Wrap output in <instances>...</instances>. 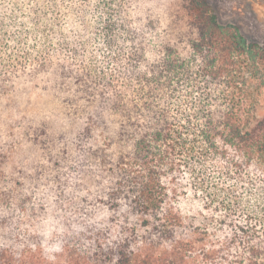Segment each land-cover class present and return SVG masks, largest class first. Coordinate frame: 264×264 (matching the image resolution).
Instances as JSON below:
<instances>
[{
  "label": "trees",
  "instance_id": "1",
  "mask_svg": "<svg viewBox=\"0 0 264 264\" xmlns=\"http://www.w3.org/2000/svg\"><path fill=\"white\" fill-rule=\"evenodd\" d=\"M33 89L0 264H264V47L207 0H0V109Z\"/></svg>",
  "mask_w": 264,
  "mask_h": 264
},
{
  "label": "rangeland",
  "instance_id": "2",
  "mask_svg": "<svg viewBox=\"0 0 264 264\" xmlns=\"http://www.w3.org/2000/svg\"><path fill=\"white\" fill-rule=\"evenodd\" d=\"M207 1L222 23L239 26L248 41L257 42L264 47V0ZM40 116L45 121V93L41 89H33L28 94L18 97L9 108L0 109V153L5 157L3 163L7 164L14 160L20 164L25 160L26 154L29 158L35 159L34 150L26 153L22 146H18L23 131L15 127L20 122L38 120ZM30 134L38 140L45 138L38 130H31ZM61 253L58 248H50L49 255L57 256L53 260L58 262Z\"/></svg>",
  "mask_w": 264,
  "mask_h": 264
}]
</instances>
